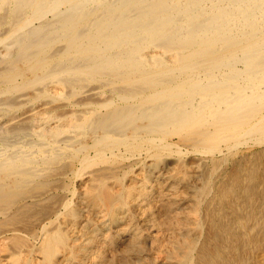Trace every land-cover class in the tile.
<instances>
[{
    "label": "bare ground",
    "instance_id": "obj_1",
    "mask_svg": "<svg viewBox=\"0 0 264 264\" xmlns=\"http://www.w3.org/2000/svg\"><path fill=\"white\" fill-rule=\"evenodd\" d=\"M0 46L6 49L0 83L11 84L6 91L39 89L60 99L77 88L86 95L83 82L90 80L99 84L91 92L101 95L107 87L112 93L74 135L60 138L56 128L24 144L23 127L6 129L0 142L1 238L32 234L34 221L43 229L53 224L51 218L69 206L62 192H69L70 178L77 177L87 209L114 229L111 240L127 236L123 247L119 244L123 254L106 261L94 230L83 231L88 222L80 201L68 210V221H60L69 243L59 232L39 249L48 256L46 264L63 263L61 245L69 249L67 263L83 255L90 264H147L152 256L144 255L145 240L136 226L154 216L159 237L152 254L164 250L177 264H246L242 254L227 255L235 251L230 228L216 217L215 207L232 188L213 193L206 190L208 180L184 183L198 178L215 154L264 145V0H0ZM189 147L194 154H183ZM217 159L211 158V165ZM181 185L196 192H170ZM203 192L212 198L203 201ZM230 197L228 205L234 202ZM202 224L207 239L197 245ZM24 243L12 244V256L21 254ZM23 259L16 256L8 264L32 263Z\"/></svg>",
    "mask_w": 264,
    "mask_h": 264
},
{
    "label": "rangeland",
    "instance_id": "obj_2",
    "mask_svg": "<svg viewBox=\"0 0 264 264\" xmlns=\"http://www.w3.org/2000/svg\"><path fill=\"white\" fill-rule=\"evenodd\" d=\"M3 47L0 46V56L4 55L6 53V49H4ZM19 67L21 68L22 65H19ZM29 76H30V74L27 72L26 77L28 78ZM21 82H23V81L21 80ZM83 83L85 84L84 88H86V91H87L86 95H82V94L80 95V93H78L79 89L77 88L75 90L76 92L71 91L70 93H67L66 96H63L64 98H60V99H57L54 97V95H50V94L41 95L39 93V89H36V91H35L32 88H30L29 90L26 89V90H22V91H19L16 93H12L11 90L6 91L8 89V87L9 88L11 87V84L3 83V82L0 83V89L6 88L4 90L5 92L3 91V93L0 94V104L3 101H8V102L10 101L9 103L11 104L5 108L6 111L0 110V142H1V136L4 133H6V129H7V131H9L12 128L14 129L17 127H20V128L23 127L24 129L22 131H24V132H23L22 137L24 139L22 140V142L24 144H26L30 140L35 141V142L37 140H39V134L38 133L40 131H49V130L55 131V130H57L56 128H58V130H60V134H59L60 138H64L66 136L74 135L75 134L74 128H76V126H82V125L90 124L91 121L95 117V110L97 109V108L95 109V107L99 106L100 103H102L104 100L111 97L112 93H110V90L106 86H105L106 88L101 87V90H102L101 95L98 94V92H100V91L91 92V90H90L91 87H96L97 85H99V84H97L98 82L93 83L90 80H87ZM72 93H74V94L76 93V95H73ZM97 96H99V97H97ZM67 97L68 98L70 97V98L67 99ZM13 99H14V101H12ZM82 103H84V104L82 105ZM37 135H38V137H37ZM260 145L261 146L256 145L253 147H244L243 145H241L238 147L239 149L237 148V149L233 150L232 152L229 151L228 154H227V152H225L224 154L226 157L224 156V154L218 153L219 156L217 154H215L216 155V156H214L215 159H214V157H211V158L213 160H216L217 157H218V159L220 158L221 160L217 159V161H220L219 163L217 161H214L215 163L213 164V162H212V165H213V167H212L211 161H210L211 158L207 159V162L204 163L200 169L201 171H200V174L198 175V178L197 177L195 179L193 178L192 182L188 180L187 182L184 183L185 185H189V186L193 185L194 186V183H197V185H198V184L204 183V180H208V183H206V190L208 189L207 191H210L213 193H215V192L216 193H218V192L219 193L220 192L225 193L224 190H226L227 186H230L232 188L231 191H228V192L226 191L225 195L222 196L221 201L219 200L220 203L223 205H221L218 202V205L215 207V208H218V210H219L218 211L219 213L216 210V212H217L216 217L217 218L219 217L220 220L222 219V221H225L224 223L226 225V228H230V235H231L230 238H231V240L233 239L232 241L230 240L231 241L230 246H234L235 251H233V250L227 251V255L230 258L232 257V259H233V258H237L240 254H242V256H244V259L246 260V264H264V231H263L264 230L263 229L264 228V191H263L264 190V153H263L264 152V145H263V143ZM1 146L2 145L0 144V147ZM182 147H185V146H182ZM189 148H190V151H186L189 153H183V154L191 155L190 152L192 151V153H193V148H191V147H189ZM234 151H236L238 153H236ZM230 153H232V154L230 155ZM258 154H259V156H258ZM134 155H135L136 159H138L136 154H134ZM173 156H175V153L173 154ZM221 156L225 157V159L224 158L222 159ZM241 158L243 160H241ZM141 159H145L144 156L141 157ZM169 160L173 161V159H169ZM238 162H239V164H241V166L238 164ZM250 164H252V166H250ZM210 165L212 168L209 167ZM215 165L217 166L216 168H214ZM205 166L208 167V170H207V167H205ZM237 166L240 168V170ZM95 167H97V165ZM98 167H100V166H98ZM236 168L238 171L236 170ZM93 169H95V168H93ZM93 169H90L89 171H92ZM254 169H255V171H254L255 176H254V174L251 175V177L249 176L250 179L248 178L249 179V183H248L249 185H248L247 182H245V179L248 177V174L249 175L251 174L249 171H251V170L253 171ZM209 170L211 171V174H210ZM128 171H130V170H127V172ZM234 172L235 173L239 172L238 176L234 175L235 174ZM128 173H131V171ZM229 174H230V176H229ZM204 176H206V178ZM223 176L224 177L226 176V178H224ZM234 176H235V178L237 176V179H234V181L236 180L235 181L236 184H233L234 181H231V179L234 178ZM252 176L254 178H252ZM260 176H262V177H260ZM126 177L127 176H122V179H125ZM227 177H228V180H230V181L227 180ZM220 179H221V182H220ZM248 179H247V181H248ZM251 179H252V181H250ZM254 179L257 181L256 183H254L255 182ZM214 180H215V184H214ZM242 181H243V184H242ZM81 182L82 181L80 178H77V177L75 179H74V177L70 178V183H71L70 185L72 187L70 188L69 192H66V193L62 192V194L60 193L61 197H63V198L65 197V203L68 204L70 207L68 206L69 208L67 207L66 210H65V208L64 209L60 208L59 218H56L55 216L51 218V221H53V224L48 225L46 223L47 221H45V223L47 225H46V228L43 229L41 227V224H40L41 222L34 221L35 223L36 222L37 223L39 222V223L38 224L36 223V227L34 225L33 228H35V230L32 231L33 232L32 234L28 235V233H26V231H25L23 233L21 232V234L19 232V236H16V238L12 237V236H7L5 238L0 237V264H8V263H10L11 259L13 257H16V256H19V258L21 259L20 261H22L24 255H25L24 256L25 259L31 260V262H32L31 264H35V263L36 264H44L45 262H47L48 256H47V254L46 255L44 254L45 256L43 255V253L41 251L42 248L49 246V244H51L52 236L59 233V232H60V234L63 233L66 236L67 242L69 243L70 238H69L67 232H65V230H64L65 224H63L61 222L66 223L68 221V219H69L68 210L71 207L77 206V204L80 201H81L80 203H82V207H83L82 208L83 219H85L88 222V226L83 231L90 233L92 230H94V232H95L94 234H96L95 236L97 238V241L100 244L101 243L104 244V247H102V250L105 249V255H107L106 261H111L113 258H116L120 254L121 255L123 254L122 253L123 248H121V247H123V245L125 244V241L127 240V236L121 232L122 233L121 234V240H120L121 242L117 241L116 243H114L111 240V238L109 236L111 234H115L114 229L110 226V224L107 222V220L105 218L100 217V216H96V215L91 213L92 212L91 209H90L91 212L89 211V209H87L88 208V206L86 205L87 201H85V197L82 194V189L80 188ZM159 182H160V183H158L159 186L161 184L165 183V181L163 183H161V181H159ZM238 182H239V185H238ZM209 183H210V185H209ZM220 184H221V187L219 188ZM231 184L234 186V188H233V186H231ZM246 184L248 186L251 185L253 188L252 187L248 188V186ZM255 184L257 185L256 186L257 189L254 187ZM185 185H181L175 190L172 189V190H170V192H187V191L188 192H196L195 189H192V188L186 189L187 186H185ZM224 185H225V189L223 187ZM242 185H243V187H242ZM208 187H210V188H208ZM236 187L239 188L240 192L242 190V192H241L242 195H240V192L237 191L238 189ZM244 187H245V189H244ZM211 188H213V189H211ZM252 189H254V190H252ZM255 189H256V191H255ZM234 190H236V192ZM243 190H247V191L243 192ZM250 190H252V193H250L251 192ZM232 191H233V193H232ZM167 192H169V191H167ZM237 192H239V193H237ZM254 192H255V194H253ZM229 194H231V195H229ZM233 194H235V196ZM247 194L249 197L245 196ZM207 195H209V194H207V192L202 193L203 201H207V200H210L212 198V193L210 196H207ZM239 195L241 196V198H239ZM226 196H228V197L226 198ZM230 196H232V197H230ZM229 197H230V199L232 198L230 202H232V200H233L234 201L233 204L236 207L232 203H230L229 205L227 204L229 202ZM233 197H236V200L233 199ZM224 198H226L228 200H226ZM240 199L243 203L246 204V206H245V204H243L240 201ZM223 200L224 201L226 200L225 201L226 203ZM248 200H249V202H248ZM222 201L224 203H222ZM219 204L221 206H219ZM230 205H233L232 206L233 209ZM202 215H203V213L201 215H199V217H201ZM223 215H224V218H223ZM203 217H201V218L203 219ZM205 217H206V214H205ZM205 217H204V219H205ZM155 219H156V216H154L150 222L148 221L146 224L140 223L141 225L137 224V226H136V231H138L140 236L143 237V240H145L144 241V246H145V252H144L145 254L144 255H147L146 256L147 258H150L149 256H152V259L149 260L147 262V264H172V263L177 264V263H174L168 259V256L164 252V250L162 252H159V253L157 252V253L152 254V251H151L152 250L151 249L152 242L157 237H159V232H158V227H157V224H158L157 221L159 219L158 220L157 219L155 220ZM133 222H136L134 220V217H133ZM229 223H230V225H229ZM206 228H207V224H205V225L202 224V227H201V230H202L201 233L202 234L199 233L197 236V241H198L197 245L203 244L205 242V239H207V234L205 236V233H207ZM123 230H125V228ZM0 234H1V232H0ZM126 234L128 235L129 233L127 232ZM43 236H45V237H43ZM106 236L109 238L106 239L107 238ZM82 237L83 236L81 235V238ZM204 237H206V238H204ZM18 238H20V239L18 240ZM10 239H13L14 242L11 241ZM123 239H125V240H123ZM2 240H4V242ZM20 240H23L24 242H26V243H24V245L21 244V247H23V248L20 247V251H22V252L20 255L15 254V256H12V253H13L12 251H14V249H15L13 247L14 246L16 247V245L19 243ZM202 241H203V243H202ZM15 242H17V244ZM121 243L122 244L124 243V244L122 245ZM119 244L121 247L119 246ZM40 248H41V250H39ZM58 248H61V250L63 249V253L61 251L59 254V257H62V262H63L62 264H84V263L90 264V260H88V259H91V258L85 257L83 255H82V257H80V259L78 257V258H76V260H74V259L71 260L72 263L71 262L67 263L66 260H64L63 258L66 256V254H69L68 253V251H69L68 247L61 245ZM37 249L41 253H38ZM15 251H16V249H15ZM23 252H24V254H23ZM231 252H232V254H231ZM25 259H23V262ZM16 260H18V259H15V261ZM193 264H195V262Z\"/></svg>",
    "mask_w": 264,
    "mask_h": 264
}]
</instances>
